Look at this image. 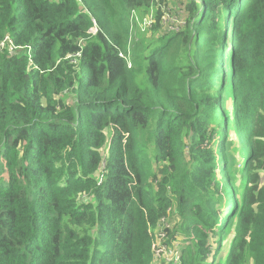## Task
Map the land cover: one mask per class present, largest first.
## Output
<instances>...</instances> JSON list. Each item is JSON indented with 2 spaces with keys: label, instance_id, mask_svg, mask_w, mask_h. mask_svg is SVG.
I'll list each match as a JSON object with an SVG mask.
<instances>
[{
  "label": "trees",
  "instance_id": "trees-1",
  "mask_svg": "<svg viewBox=\"0 0 264 264\" xmlns=\"http://www.w3.org/2000/svg\"><path fill=\"white\" fill-rule=\"evenodd\" d=\"M187 2L170 32L182 0H0V264H156L154 245L264 264V0ZM150 10L127 57L130 14Z\"/></svg>",
  "mask_w": 264,
  "mask_h": 264
},
{
  "label": "rangeland",
  "instance_id": "rangeland-1",
  "mask_svg": "<svg viewBox=\"0 0 264 264\" xmlns=\"http://www.w3.org/2000/svg\"><path fill=\"white\" fill-rule=\"evenodd\" d=\"M98 0H87V3L90 5H96ZM108 3L112 4L115 2V0H105ZM183 1V9L182 10H175L176 6H178V4L176 6H174V8L169 12L168 9L169 8H164L162 9L163 12V16H162V20H165V27L166 29H168L170 32L173 30H176L179 27H185L187 25V19L189 18V3H186V0H182ZM186 3V4H185ZM185 8V11H184ZM134 12V13H133ZM130 14L129 20H128V25H129V30L127 32V34H125L124 36H122V42H121V48L123 50L127 51V57H129L130 53L133 51L136 43L140 42L142 40V38L147 35L150 34V32L152 31L153 25L155 24V19H154V13L152 10H150L149 13H146L145 11H133ZM231 16V15H230ZM198 17V15L196 14L195 17L193 16V18L190 20L189 23V32L191 34V37L193 39L198 38L199 40L201 39V37L204 35V29L205 27L208 25V18L205 17L204 15H201L200 17H198V19H196ZM187 18V19H185ZM200 18V19H199ZM210 20V19H209ZM201 21L202 24L199 22ZM231 21V20H230ZM230 23V22H229ZM228 23V25H229ZM204 27V28H203ZM226 29V28H225ZM229 29V26L227 27V30ZM98 31V26L95 22L94 25V29L90 30V32L94 33ZM224 31V30H223ZM222 29L218 32L219 36L221 35ZM199 48L201 49L202 45L204 44V42L199 41ZM234 48V46H233ZM222 74H223V78L226 74V70L223 67L222 68ZM218 87L215 88V92H217ZM220 98V94H216L215 95V99H219ZM232 107V105H228L227 109L230 110ZM221 113H218V117H221ZM233 113L230 112L229 118H230V122H233ZM218 128H222V123L219 122L218 124ZM231 126L227 125V129H226V133H227V139H225V143H226V149H227V154L224 153V151H221V155H225L224 157H227L228 159V163H229V170L232 173L237 174L238 169L241 170L242 169V165L247 163V153H242L239 149L240 144H235L233 142V139L235 140V135L233 130L231 131ZM222 134V133H221ZM218 136V139L221 138V136H219V134H216ZM247 138L244 137V139ZM252 147V143L250 142V144L248 145V148ZM219 165H222V161H221V157L219 159ZM223 171V168H221ZM219 171V169H218ZM225 175H227L226 171L224 172V176L221 177L222 182L225 184H228V189L226 191H230V188H232L231 185V181L225 177ZM230 178V176H229ZM262 181L264 182V172H263V178ZM230 207L229 202H227L225 199H223L222 201V205L220 207V213L223 209H225L226 211H228V208ZM225 214L222 213L220 216V219L223 218V215ZM222 250H224V247L222 246ZM153 255L156 258V262L157 264H180V260H181V255L179 253V248L175 245V247L170 251V250H161L157 247V245H154L153 247Z\"/></svg>",
  "mask_w": 264,
  "mask_h": 264
},
{
  "label": "built area",
  "instance_id": "built-area-1",
  "mask_svg": "<svg viewBox=\"0 0 264 264\" xmlns=\"http://www.w3.org/2000/svg\"><path fill=\"white\" fill-rule=\"evenodd\" d=\"M90 33H92V32H90ZM5 46H9L10 51H13L15 49V47L13 46L12 41L9 37H5L0 41V50H2ZM156 264H157V262H156Z\"/></svg>",
  "mask_w": 264,
  "mask_h": 264
}]
</instances>
